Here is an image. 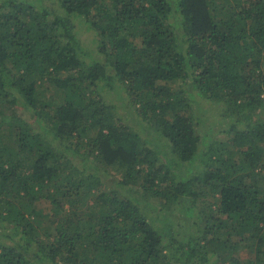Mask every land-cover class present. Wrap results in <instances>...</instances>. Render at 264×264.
<instances>
[{"label":"trees","instance_id":"obj_1","mask_svg":"<svg viewBox=\"0 0 264 264\" xmlns=\"http://www.w3.org/2000/svg\"><path fill=\"white\" fill-rule=\"evenodd\" d=\"M0 264H264V0H0Z\"/></svg>","mask_w":264,"mask_h":264},{"label":"rangeland","instance_id":"obj_2","mask_svg":"<svg viewBox=\"0 0 264 264\" xmlns=\"http://www.w3.org/2000/svg\"><path fill=\"white\" fill-rule=\"evenodd\" d=\"M77 29H78V36L80 38V40L82 41L84 46L90 47V48H95V44L93 42V40L97 37V33L96 30L93 28H87L85 25L82 24H78L77 25ZM38 207L40 208H44L46 210H48L49 208V203L46 202H41L38 204ZM248 253L249 251H246L245 249H241L237 255L240 256L242 258L243 261H247L248 260ZM248 255V256H247ZM255 254H252L250 257L254 258Z\"/></svg>","mask_w":264,"mask_h":264}]
</instances>
